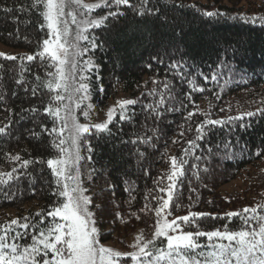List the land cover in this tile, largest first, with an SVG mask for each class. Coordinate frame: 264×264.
<instances>
[{
	"label": "trees",
	"instance_id": "16d2710c",
	"mask_svg": "<svg viewBox=\"0 0 264 264\" xmlns=\"http://www.w3.org/2000/svg\"><path fill=\"white\" fill-rule=\"evenodd\" d=\"M241 1L111 0L98 11L104 22L85 30L74 65L86 74L91 100L104 105L120 89L135 101L107 131L82 136L78 147L79 180L91 195L101 241L137 228L152 240L171 157L183 162V175L167 211L182 229L232 232L264 222L258 219L264 216V0ZM145 9L152 11L138 14ZM43 11L33 0H0V174L13 177L0 176L6 181L0 183V242L20 251L55 227L58 219L48 213L65 200L63 180L47 164L64 144L55 146L62 136L52 131L60 129V119L44 111L61 101L54 99L59 89L47 87L56 78L55 61L39 56L49 36ZM239 175L241 191L226 197L217 189ZM189 213L207 215L177 219ZM14 219L18 223L10 225ZM194 239L198 248L189 254L200 261L223 240ZM165 241L156 238L151 253ZM131 262L127 255L119 264Z\"/></svg>",
	"mask_w": 264,
	"mask_h": 264
},
{
	"label": "snow or ice",
	"instance_id": "6c2138e0",
	"mask_svg": "<svg viewBox=\"0 0 264 264\" xmlns=\"http://www.w3.org/2000/svg\"><path fill=\"white\" fill-rule=\"evenodd\" d=\"M35 5H43L44 11L42 12L43 19L46 21L47 28L50 30V37L54 36V39H46L43 41V51L39 53L40 57L47 55L51 60L56 61L57 73L54 81H49L47 87L49 89H61L66 88L65 81L67 75L65 74L64 66L69 63L70 48H75V45H69L67 37L69 35V27L67 20H61V17L67 15L71 17V21L75 24L76 14L73 11L65 12V8L71 4L81 5L82 7L91 10L96 7H100V4H82V0H33ZM117 5H128L130 0H114ZM5 12L12 11V9L3 8ZM144 11L151 12L150 9H145L138 14L143 15ZM215 13H206L208 16H212ZM109 16L122 15V13L109 12ZM106 17H102L98 20H92L89 22V26H99L104 22ZM62 25V27H61ZM78 39H87L82 34H78ZM95 46V45H93ZM78 54V53H77ZM0 56H5L4 53H0ZM6 59L15 60V56H6ZM29 61L34 57L29 55L27 57ZM74 66V65H73ZM51 75V74H50ZM39 79V77H37ZM215 79V76H213ZM19 83V81H17ZM86 85L81 84V89H86ZM167 87V85H165ZM55 100L62 101L63 96L56 95ZM121 107L127 104H133L135 101L125 100L118 102ZM35 111V109H31ZM44 111L50 115L60 119L61 108L52 109L51 107L45 108ZM191 118L194 113H189ZM247 116H252L254 113H245ZM113 116V109L108 111V121L100 124H96L95 127L98 131H107L108 122L111 121ZM124 119L123 115L120 117ZM74 119V118H73ZM235 119H242V117H236ZM205 124L216 125L222 123V121L206 120ZM67 127V123L60 129L53 128V132L63 134L64 129ZM74 134L72 136V144L77 146V140L80 133H86L89 131L88 126L80 125L74 122ZM197 131L202 133L203 125H197ZM5 128H0V133H4ZM202 138V137H200ZM65 141L60 140V147ZM193 141H189V144H193ZM62 153H68L67 149L61 148ZM13 159H19V157H13ZM172 171L167 176L170 182L167 188L159 189L160 192L167 194V198L161 197L163 200L161 207L157 208V216H161L163 210L168 208L170 202L175 197V186L179 176L183 175V162H179L176 157H171ZM80 155L76 152L74 158L72 153H68L67 156H62L59 159H49L47 164L52 169L53 173L57 177L63 178L65 181H69L75 184L72 187L70 183L65 182L63 184V190L59 192V195L65 197L66 200L61 207L55 208L53 212H49L50 216H58L63 223H56L54 228H49L47 235L44 232L40 233V238L33 236L35 241L33 245L27 246L20 251L18 246L13 244H7L0 242V264H117V257L121 255H130L135 264H145L141 258L152 257L147 261V264H160V261H168V264H264V222L259 224L258 229L241 230L239 232H181L176 235H170L169 230L175 232L179 225L175 220H158L155 226V232L153 233L152 240H144L142 235L137 236L136 244L134 247L137 249L134 253L122 254L114 251L111 248H107L99 245L95 236L97 228L90 226L92 213L88 211L87 204L90 203L89 198L83 194L84 190L79 187L78 175L74 176L67 174L68 169L78 163ZM31 161H23V165H27ZM7 175L8 180L13 179L11 173L0 174V176ZM3 179H0V183H5ZM157 197L153 196V199ZM260 207V206H258ZM250 209L245 208L243 212L247 213ZM252 212H256V209H251ZM197 215H207L205 213H189L187 216L178 217L177 219L183 221H189V217H195ZM228 215H238V213H229ZM260 221H264V216L258 217ZM18 220H11L10 225H15ZM21 227H28L27 224L21 225ZM195 236H207L209 239L213 237H219L226 239L229 244H218L215 246V250L208 254V257L200 261L196 259L189 252L198 248V244L195 242ZM159 237H165L167 240V250H157L158 255L152 256L149 251V246L154 244V240ZM15 239V237L13 238ZM4 237H0V241H3ZM143 241V243H141ZM235 243V246L233 243ZM42 246V247H41ZM10 249V251H8ZM43 252V256L40 260L37 259L39 254ZM49 253H51L50 258Z\"/></svg>",
	"mask_w": 264,
	"mask_h": 264
},
{
	"label": "rangeland",
	"instance_id": "374dc122",
	"mask_svg": "<svg viewBox=\"0 0 264 264\" xmlns=\"http://www.w3.org/2000/svg\"><path fill=\"white\" fill-rule=\"evenodd\" d=\"M109 1H111V0H82V4H100V7H96V8H93L91 10H88V9L82 7L81 5H77V4H71V5L66 6V8H65L66 13L68 11H73L76 14V21L77 22L75 24L72 23L71 17H68L67 15H65L64 17H61V20H67V22H68L69 35L67 37V40H68L69 45H75V48L69 49V51H70L69 63H67L64 66L65 74L67 75V80L65 81L66 88L59 89L58 95L63 96V100L60 102V105L58 107H55V108H61V112H60V124H61V126H60V128L63 127L65 123H67V127L64 129V132L61 135L62 139L65 141L63 148L67 149L68 153H72L73 158H74L77 151L79 153L78 147H80V144L82 143V141H84V139H81L82 136H84L85 134L89 133L92 130H95L96 128L93 127L94 125L108 121L109 109H113L112 118L115 115L123 114L124 108L126 105L121 107L118 102L132 99V97H130L126 92L121 91L120 89H117L115 91V93L112 95V97L109 98L104 105L100 106L95 101L91 100L90 92L87 88L88 87V84H87L88 81L86 79V74L83 73V70H80L77 72L76 65H74L75 55H76V52L78 50L79 44L82 40V39H78V34H82L84 36L85 30L93 27V26H89V22L92 20H98L102 17L100 15L101 13H99L98 11L102 6H104L105 4H108ZM112 1H114V0H112ZM246 1H249V0H246ZM257 2H259V1L257 0L256 3ZM241 3H243V5H245V6L246 5L249 6L248 4H250V6H252L251 3H245V0L241 1ZM61 27H62V25H61ZM50 38L54 39V36L50 37V35H49L47 39H50ZM55 65H56V61H55ZM73 68H74V72H73ZM56 72H57V67H56ZM81 84L86 85L87 86L86 89H81L80 88ZM74 122L77 124H80V125H86L89 128L88 132L79 134L76 147H74L72 144V136H73L74 131H75L74 127H73ZM68 153H62L61 152L59 156L52 158V159L53 160L59 159L62 156H67ZM79 155H80V153H79ZM79 173H80V169L78 167V164L76 163L68 169V172L66 173V175L67 174H71L74 176L78 175V180H79ZM61 179L63 180V184L65 182H68V183H70V185L72 187L76 186L75 184H72L69 181H65L63 178H61ZM243 186H244L243 176L239 175V176H236L235 178L231 179L230 181H228L226 183L218 185L217 189L220 190L221 192H224V195L227 197L231 193H234L235 191H237V192L241 191ZM79 187L84 190L83 194L86 195L89 198V200H91L90 193L88 191H86V188L81 186L80 180H79ZM166 198H167V196L165 197V199ZM65 200H66V198H65ZM65 200H64V202H65ZM63 203L58 205V206H55L50 212H53L55 210V208H57V207H61L63 205ZM162 203H163V201H161L158 208L161 207ZM88 206H89V203L87 204V209L89 212H91L93 214V210L90 209ZM55 217L58 219V223H63V221L61 220L60 217H58V216H55ZM175 218H176V216H172V217L168 216L167 208L163 210V213L160 216V220L163 219V220H167V221L175 220ZM91 221L93 222L92 217H91ZM90 226H95V225H94V223H92ZM95 227L97 228V226H95ZM251 229H253V228H247L245 230H251ZM212 231L227 232L224 230H217V229L212 230ZM212 231H208V232H212ZM239 231H241V230L232 231V232H239ZM181 232H190V231H186V230L182 229L180 226H179V228L176 229L175 232H172L171 230H169L170 235H176V234H179ZM140 235L143 236V233H141L140 229L137 228V229H132V230H130L128 232H124V233H112V238H110L109 240H106V241H101L99 239L98 232L96 233L95 238L99 242V245L107 247V248H111L114 251L120 252L122 254H127V253L136 252L137 249L134 247V245L137 242L136 241L137 236H140ZM151 238L153 239V234H152ZM144 240L147 241V240H150V238L144 237ZM141 243H143V241ZM217 243L218 244H229L230 242L227 241L226 239H223L222 241L217 242ZM231 243H233V245L235 246L234 242H231ZM150 247H151V245H150ZM161 250L162 251L167 250V240L165 241L164 248H162ZM149 251H150V249H149ZM150 253H151V251H150ZM151 254L154 257V256L158 255V252L157 253H151ZM125 256H127V255H121L120 257H117L116 258L117 264H119L120 259H122ZM151 258L152 257H147V258L142 257L141 259L143 261H145V264H147V261L150 260ZM131 264H135V262L132 260ZM160 264H168V261H160Z\"/></svg>",
	"mask_w": 264,
	"mask_h": 264
}]
</instances>
